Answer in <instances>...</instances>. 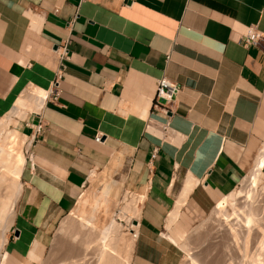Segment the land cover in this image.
Masks as SVG:
<instances>
[{"label":"crops","instance_id":"1","mask_svg":"<svg viewBox=\"0 0 264 264\" xmlns=\"http://www.w3.org/2000/svg\"><path fill=\"white\" fill-rule=\"evenodd\" d=\"M162 78L179 88L168 112ZM32 87L48 95L12 115L33 141L0 264H39L120 149L145 189L132 264H177L167 234L207 218L264 146V0H0V119Z\"/></svg>","mask_w":264,"mask_h":264},{"label":"bare ground","instance_id":"2","mask_svg":"<svg viewBox=\"0 0 264 264\" xmlns=\"http://www.w3.org/2000/svg\"><path fill=\"white\" fill-rule=\"evenodd\" d=\"M47 95L48 92L41 88L28 89L16 101L15 109L11 114L0 119V257L7 245V234L14 223L16 203L23 188L22 175L27 162L25 149L26 153L29 152L33 141L32 138L17 130V121L12 118V115L16 113L21 119H26L30 113H40L46 103ZM37 133L40 132L37 131ZM131 159L130 152L120 149L103 171L99 181L80 196L73 210L64 218L59 233L61 236L68 234L77 245V248L74 245L75 251L68 244L69 248L75 251L71 255L73 257H70L71 260L66 257L71 264L131 263V252L136 242L137 222L141 203L145 197V189L140 188L134 193L127 192L122 198L120 219L127 220L128 235L124 233L125 229L112 215V205L117 206L121 203V201L117 202L121 188L117 187L114 181L125 180ZM263 169L264 146L256 165L247 177L245 187H241L240 190L234 189V192L228 194L215 206L219 225L216 232L219 236L223 235V243L228 241L226 243L230 245V248H234V251H242L245 264H264ZM231 201L234 203L231 204ZM239 214L243 216L244 223L243 226L236 227L237 222L234 221ZM175 217L171 218L169 225H172ZM177 234L169 235V241L187 250L188 243L178 245ZM228 246H226L227 251L230 249L227 248ZM68 249L65 251L68 252ZM223 255L224 253L222 257L226 260L218 257L209 261V258H206L198 263L234 264L232 262L234 258H229L232 254L228 255L229 259ZM188 262V264H196L193 258H190Z\"/></svg>","mask_w":264,"mask_h":264},{"label":"rangeland","instance_id":"3","mask_svg":"<svg viewBox=\"0 0 264 264\" xmlns=\"http://www.w3.org/2000/svg\"><path fill=\"white\" fill-rule=\"evenodd\" d=\"M30 149L28 150L29 152H27V153H26L27 150L25 149V155H26V160H27L26 166H27V164L29 162V158L31 156ZM104 170L105 169H102L101 171L97 172V174H95L92 178H90V180L86 184L84 192L82 194H84L92 185L96 184L99 181V179L103 175ZM249 174H250V172L234 188L235 190H240V188L243 186L245 187V184L247 183L246 182L247 177L249 176ZM126 180H127V176L123 182H121L120 179L114 181L115 184L117 185V187L121 188L120 196L117 198V202L121 201V203L117 206H116V204L112 205V208H113V214L112 215H114V218L118 221V223L123 226V228L125 229L124 233L128 235V231H127V227H128L127 223L128 222L126 219H120L121 208L123 207L122 198L124 197V195L127 192L134 193V190L130 189V186L125 183ZM234 189L230 193L234 192L235 191ZM230 203L232 204L234 202L231 201ZM236 212H237V209H236ZM233 216H235V215H233ZM216 218L217 217L215 214V207H214L211 214H209L207 216V218H205L195 228H193L192 230H190L189 232H186L184 234H182V233L177 234L178 236H176V240L178 242V245H181L185 242L189 244V247L187 250H183V249H181L178 246L173 244V247L177 250V252L179 254V259L177 261V264H184V263L188 264L189 263L188 261L190 258H193V260H194V262H196V264H200L198 262H202V261L206 260V258H209V261H213L214 259H216L218 257H220V259L221 258L224 259V257H222L223 253H224L223 256H225V258H228V255L232 254V256H229V258L230 257L232 259L234 258L232 261L234 264H245L244 263L245 258H244V254L242 253V251L241 250H235L234 251V248H232V247L230 248V245L228 246V244H227L228 241H225V243H223V235L219 236L218 232H216L217 229L219 228L218 227L219 225L217 222L218 219H216ZM63 221H64V219L55 228V230L53 232L51 244L49 245V247L45 251L44 255L42 256L41 260L39 261V264H71L69 260H71L70 257H73V256H71L72 253L74 254V252L76 251L74 248V245H75V247L77 245L74 244V241L71 239V237L68 234L62 233V234H64V236L63 235L61 236V233H59L60 232L59 228L61 229L60 226L62 225ZM234 222L235 223L237 222L235 224L236 227L243 226V223H244L243 216H241L239 214V216L237 217V219ZM170 234H171V232H169L167 235H170ZM12 235H13V225L10 227V230L7 234V238L9 239ZM71 240H72V242H71ZM68 244L70 247H73V249L75 251L72 250V248H69ZM223 244H226V245L224 246ZM226 246H228L227 248H230L229 251H227L228 249H226ZM134 247H135V245H134ZM134 247H133L132 252H131L132 254H131V263L130 264H132ZM68 248L70 249L71 253H70ZM66 249H68L69 253L66 252L67 251ZM225 249H226V252H224ZM228 252H229V254H228ZM226 253H227V255H226ZM65 254H67V256ZM66 257H68L70 259L68 260V258H66ZM224 260H226V259H224Z\"/></svg>","mask_w":264,"mask_h":264},{"label":"built area","instance_id":"4","mask_svg":"<svg viewBox=\"0 0 264 264\" xmlns=\"http://www.w3.org/2000/svg\"><path fill=\"white\" fill-rule=\"evenodd\" d=\"M262 36L253 28H249L246 36L244 37L243 42L246 45H259L262 41ZM63 54H61L62 58L67 57V48H63ZM179 93V88L176 84L170 82L167 78H162L158 81V90H157V96L155 99V105L154 108L161 109L164 112H168L167 107H162L159 105V100H164L166 104H169L170 106L175 104L176 102V97ZM44 126L42 124L38 125L37 131L42 132ZM96 141L100 142L102 137L101 136H96Z\"/></svg>","mask_w":264,"mask_h":264}]
</instances>
